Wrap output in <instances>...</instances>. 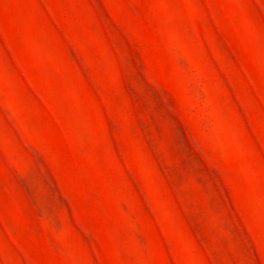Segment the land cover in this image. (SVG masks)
Listing matches in <instances>:
<instances>
[{
	"label": "rangeland",
	"instance_id": "1",
	"mask_svg": "<svg viewBox=\"0 0 264 264\" xmlns=\"http://www.w3.org/2000/svg\"><path fill=\"white\" fill-rule=\"evenodd\" d=\"M0 264H264V0H0Z\"/></svg>",
	"mask_w": 264,
	"mask_h": 264
}]
</instances>
